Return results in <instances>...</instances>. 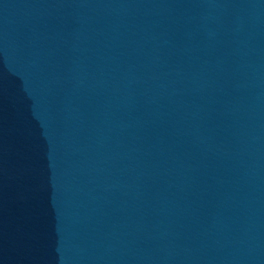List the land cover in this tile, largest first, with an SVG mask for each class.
Returning a JSON list of instances; mask_svg holds the SVG:
<instances>
[{
  "label": "water",
  "instance_id": "water-1",
  "mask_svg": "<svg viewBox=\"0 0 264 264\" xmlns=\"http://www.w3.org/2000/svg\"><path fill=\"white\" fill-rule=\"evenodd\" d=\"M0 264H264V0H0Z\"/></svg>",
  "mask_w": 264,
  "mask_h": 264
}]
</instances>
